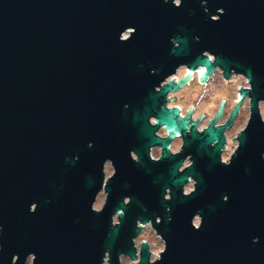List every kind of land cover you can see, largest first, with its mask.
Here are the masks:
<instances>
[{"label": "water", "instance_id": "water-1", "mask_svg": "<svg viewBox=\"0 0 264 264\" xmlns=\"http://www.w3.org/2000/svg\"><path fill=\"white\" fill-rule=\"evenodd\" d=\"M180 66H203V80L216 66L246 76L226 123L187 132L157 109L178 84L154 88ZM246 94L249 118L223 163V129ZM261 101L264 0H0V264H264ZM175 121L183 150L151 159L149 147L169 140L157 126ZM74 147L80 159L64 163ZM107 156L116 171L96 211ZM138 221L163 238L153 261L146 241L136 254Z\"/></svg>", "mask_w": 264, "mask_h": 264}, {"label": "flooded vegetation", "instance_id": "flooded-vegetation-1", "mask_svg": "<svg viewBox=\"0 0 264 264\" xmlns=\"http://www.w3.org/2000/svg\"><path fill=\"white\" fill-rule=\"evenodd\" d=\"M209 57L211 60H213L214 58L213 55L211 54ZM201 68L204 69L203 66L196 67L195 69H192V70L189 69L188 66H180L179 68H176V72L174 74L168 76L165 80H163L160 83L159 86H156L154 88V91H157L163 85L168 83V81L170 80L173 81L175 85L178 84L176 88L167 90V92H165L163 95L159 97V101H158L159 104L157 106V109H161L164 107L165 109L171 110L174 113V117L176 120L178 119L186 120L187 127L185 130L187 132L191 129L194 122L196 123L198 131L207 127L209 123L212 122V120H215L214 126L226 123V121L228 120V117L231 114V111L234 109L237 102L241 99L240 97L241 89L247 88L245 85L241 86L240 81L238 79L237 80L233 79L234 75L237 74V72H235L234 70H231L230 74L226 77L223 74V70L220 67L216 66L214 70L206 77V79L203 80L201 79L202 74L199 73ZM217 73H218V78L220 77L223 81H226V83L229 84L228 86L234 85L235 89L234 91H232V93L227 94V96H221V95L219 97L216 96L215 101L211 104L209 103L212 108L210 109L207 108V109H203V111H199L198 102L200 103L202 99L207 97L206 93H203L201 95L199 91H193V92L188 93L187 96L189 97H185L184 89L191 86L194 83L197 85V89L199 88V86H204V85L206 86L207 84L210 83V81L216 79ZM237 75H242L243 78L247 80L244 74L238 73ZM248 97L249 95L246 94V96L243 99L242 104L240 105L237 111L236 116L233 118L232 124L229 127H226L225 129H223L224 130L223 133L225 135V139H224L225 142H224V146L220 150L221 151V155H220L221 161L223 163L228 162V160H230L232 155L236 153V149L238 147V140L236 137H237L238 132L234 135L233 139L230 138L229 132L231 128H233L236 125V123L242 116V113L245 109L244 108L245 101ZM188 101H189V104H187ZM129 102L130 101L126 99L121 103L120 112L118 113L119 116H122L123 113L125 114L126 110L130 107ZM157 120H158V117L155 115H151L148 117V123H150L151 125L157 124L156 123ZM182 131L183 130L180 129L178 122H176L172 126H169L166 123L159 124L155 130V135L160 138L169 137V140H168L167 145L163 143H154L153 145H151L149 147V153H148L150 155V158L153 160L159 159L163 155L162 153L164 152L165 148H167L170 151L169 153L171 154H178L179 152H181L183 150L182 141L184 140V134ZM86 143L88 147L93 145V141L91 139H88ZM226 153H229L227 157L225 156ZM127 155L129 157L131 156V158L136 160L137 162L139 161L137 160V155L134 153V151L132 150L130 151V148L127 150ZM80 156L81 155L78 153L77 148L74 147L73 154L71 153L65 154L64 163H68L71 159L77 161L80 159L79 158ZM116 161L117 160L114 156H107L106 158H104L102 162V166H101L102 167L101 170L103 173L102 186L100 187L101 189L97 192L94 198V202L92 204L93 210L98 211V209L100 210V208L103 207L105 199L103 203H101V206L98 207L97 205L100 202V199L104 197V195L106 198L107 192L104 187L106 183L108 182V180L111 178L110 176H112L116 171V163H117ZM191 162H193L192 155L188 153L183 157L182 162H180L181 164L178 167V172L180 173L188 165L192 164ZM195 183H196L195 179L192 176H189L187 181L183 183L184 184L183 185L184 194L189 193L194 188ZM164 195H165V198L167 199L171 197L169 188H166V192ZM125 201H127V198H125ZM35 206H36V203L32 204L31 209L32 210L35 209ZM197 217H199V215H196L193 218V223H195V225L199 224L200 222V217H199V222L198 223L195 222V219ZM159 218L160 217L158 216L157 219L159 220ZM112 219H113V223L118 222L117 213L113 215ZM137 225H140V226L142 225L141 227L142 229L140 233L138 234V236L133 238L134 244L136 246L135 248L136 254L139 257L140 251H141L140 249L141 244L142 242L146 241L148 243V248L150 251L149 259L153 261L154 259L159 257L161 251L164 249L163 238H161L160 234H158L156 230L152 227L151 221L147 223H143V222L141 223L140 221H138ZM152 233H155V237L159 238L162 244V247L156 256H154V249H155L154 247H156V245L154 244V239L149 238L150 236H152ZM140 238L141 240L138 241V239ZM29 258H31L32 260V256H30Z\"/></svg>", "mask_w": 264, "mask_h": 264}, {"label": "rangeland", "instance_id": "rangeland-1", "mask_svg": "<svg viewBox=\"0 0 264 264\" xmlns=\"http://www.w3.org/2000/svg\"><path fill=\"white\" fill-rule=\"evenodd\" d=\"M129 32H125L124 35H128ZM183 70V69H182ZM182 72V71H181ZM216 79L215 80H212L210 81L209 84H207L206 86H199V90L197 89V85L194 83L192 84L191 86L187 87L184 89V94H185V97H189L187 96L189 92H193V91H199L200 94L202 95L203 93H206V98L202 99L200 101V103L198 102V110L199 111H203V109H210L212 108L211 107V103H213L215 101V98L216 96H227V94L229 93H232V91H234L235 87L234 85H231V86H228L229 84L226 83V81H223L220 77V79L218 78V73L216 74ZM233 79L235 80H239L240 83H248L247 80L245 78H243L242 75H234ZM224 83V84H223ZM227 85V86H226ZM207 89V90H206ZM218 94V95H217ZM210 103V104H209ZM187 104H189V101L187 102ZM244 111L242 113V116L240 117V119L238 120V122L236 123V125L231 128L230 132H229V136L231 139H233L234 135L233 133H237L240 131V128L241 126L243 125H246L247 123V120L249 118V114H250V108H249V97L246 99L245 101V107H244ZM260 109H261V112H262V118H264V101H261L260 102ZM230 152V151H229ZM229 155V153H226V157ZM105 199V195L104 197H102L100 199V202L98 203V205H101L102 203V200ZM197 221L199 222V217L196 218ZM149 238H153L154 239V244L156 245V247H154V256H156L161 247H162V244H161V241L159 240V238H156L155 237V233H152V236H150ZM140 239H138V241H140ZM122 263L123 264H131V259L130 257L128 256H124L122 255ZM106 260H107V257H106ZM104 260V264H108V261ZM27 264H31V258L28 259V263Z\"/></svg>", "mask_w": 264, "mask_h": 264}, {"label": "bare ground", "instance_id": "bare-ground-1", "mask_svg": "<svg viewBox=\"0 0 264 264\" xmlns=\"http://www.w3.org/2000/svg\"><path fill=\"white\" fill-rule=\"evenodd\" d=\"M203 72H204V69L201 68L200 71H199V73L200 74H203Z\"/></svg>", "mask_w": 264, "mask_h": 264}, {"label": "snow or ice", "instance_id": "snow-or-ice-1", "mask_svg": "<svg viewBox=\"0 0 264 264\" xmlns=\"http://www.w3.org/2000/svg\"><path fill=\"white\" fill-rule=\"evenodd\" d=\"M177 3H179V0H177Z\"/></svg>", "mask_w": 264, "mask_h": 264}, {"label": "built area", "instance_id": "built-area-1", "mask_svg": "<svg viewBox=\"0 0 264 264\" xmlns=\"http://www.w3.org/2000/svg\"><path fill=\"white\" fill-rule=\"evenodd\" d=\"M247 82H248V80H247Z\"/></svg>", "mask_w": 264, "mask_h": 264}]
</instances>
